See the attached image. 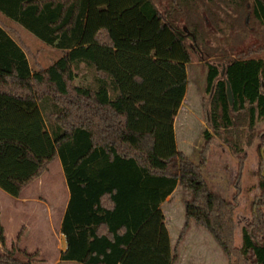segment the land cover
<instances>
[{
	"label": "trees",
	"instance_id": "1",
	"mask_svg": "<svg viewBox=\"0 0 264 264\" xmlns=\"http://www.w3.org/2000/svg\"><path fill=\"white\" fill-rule=\"evenodd\" d=\"M251 2L252 17L264 27V0ZM0 11L62 51L48 67L34 69L0 26V189L18 197L59 158L69 193L61 261L172 264L159 206L180 184L191 198L179 238L192 219L233 259L229 264H264V174L237 247L236 193L228 201L211 191L199 166L176 148L174 117L190 62L186 41L202 43L196 21L186 34L152 0H0ZM80 64L92 72L93 86L73 83ZM206 66V119L214 133L242 121L251 130L264 119L263 58L225 56ZM203 137L202 163L211 136L204 130ZM173 158L178 166L169 170ZM0 247V264L33 262L32 254L21 250L18 257L19 247L6 246L1 223Z\"/></svg>",
	"mask_w": 264,
	"mask_h": 264
},
{
	"label": "rangeland",
	"instance_id": "2",
	"mask_svg": "<svg viewBox=\"0 0 264 264\" xmlns=\"http://www.w3.org/2000/svg\"><path fill=\"white\" fill-rule=\"evenodd\" d=\"M152 1L164 18L172 19L184 33H191L193 21L199 25L202 43L200 37L197 40L190 37L186 41L190 62L186 65L184 99L174 117L175 143L187 160L199 166L211 191L228 201L236 193L234 244L239 247L241 228L250 223L253 205L260 200L262 193L258 187L260 175L264 174L259 143L264 135V119L256 121L251 130L242 121L236 128L214 133L206 119L209 96L206 91V63L219 64L225 56L264 59V27L252 17L251 0ZM24 33L26 35L20 34L16 39L34 69L46 68L62 55L61 50L46 44L27 29ZM74 72V84L93 86L92 72L84 64L74 68ZM204 130L210 133L211 138L202 163ZM177 166L178 159L173 158L168 169L175 170ZM67 193L58 157L25 186L18 197L0 189V223L6 246L15 244L19 247L18 257H23L21 250L32 254L33 264H76V261L59 259L65 247L60 217ZM190 198L191 194L177 184L163 204L164 221L166 215L170 227L172 264L233 263L207 230L192 219L188 220L187 228L179 238L185 222L184 202ZM260 209L264 213V204ZM189 228V236L184 241Z\"/></svg>",
	"mask_w": 264,
	"mask_h": 264
},
{
	"label": "crops",
	"instance_id": "3",
	"mask_svg": "<svg viewBox=\"0 0 264 264\" xmlns=\"http://www.w3.org/2000/svg\"><path fill=\"white\" fill-rule=\"evenodd\" d=\"M0 26H2V28H4L6 31H7V33H8V35L11 37V38H13L14 40H16V41H18L17 39H16V37H18V36H20V34L21 35H26L25 33H24V31H25V28L23 27V26H21L20 24H18V22H16L14 19H12V18H10L9 16H7V15H5L2 11H0ZM29 60V59H28ZM185 95V94H184ZM183 99H184V97H183ZM183 99H182V101H183ZM182 103V102H181ZM65 179V178H64ZM177 186V185H176ZM176 186H175V188H176ZM175 188H174V190H175ZM68 190V189H67ZM174 190L166 197V198H168V197H170V195L174 192ZM68 196H69V193H67V198H66V200H65V206H66V204H67V200H68ZM165 198V199H166ZM165 199L160 203V209H161V211L163 212V214H165V212H164V206H163V204H164V201H165ZM64 209H65V207H64ZM63 212H64V210H63ZM62 215H63V213H62ZM61 219H62V216L60 217ZM61 219H60V223H61ZM165 226H166V229H167V232H168V237H169V243H170V246H171V235H170V227H169V224H168V222H167V217H166V215H165ZM21 223V222H20ZM20 225V224H19ZM181 226V225H180ZM179 226V227H180ZM189 226H191V225H189ZM5 228V227H4ZM191 228V227H190ZM190 228L187 230V232H186V234H185V237H184V241L185 240H187V237L189 236V234H188V232H189V230H190ZM65 238V237H64ZM66 249V241H65V247H64V250ZM63 250V251H64ZM62 251V252H63ZM61 261V260H60ZM66 261H74V260H66ZM32 264H33V262H32ZM76 264H79L78 262H76Z\"/></svg>",
	"mask_w": 264,
	"mask_h": 264
},
{
	"label": "water",
	"instance_id": "4",
	"mask_svg": "<svg viewBox=\"0 0 264 264\" xmlns=\"http://www.w3.org/2000/svg\"><path fill=\"white\" fill-rule=\"evenodd\" d=\"M223 74H224V66L222 67L220 75L222 76ZM226 95H227L229 104H232V92H231L230 84L228 81H226ZM261 156L264 159V147L261 148ZM263 171H264V166H263L262 172Z\"/></svg>",
	"mask_w": 264,
	"mask_h": 264
}]
</instances>
